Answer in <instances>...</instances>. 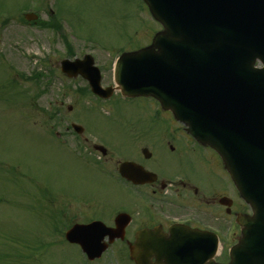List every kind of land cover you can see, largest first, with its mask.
<instances>
[{"label":"rangeland","instance_id":"1","mask_svg":"<svg viewBox=\"0 0 264 264\" xmlns=\"http://www.w3.org/2000/svg\"><path fill=\"white\" fill-rule=\"evenodd\" d=\"M37 1L0 0V91L6 92L4 97L7 99L0 98V162L4 163L0 164V256L7 259L1 260L0 264L60 261L75 264L83 260L80 250L65 242L58 244L61 238L50 234L47 217L39 213L43 211L38 200L46 192L47 202L56 211L61 207L71 208L72 211L83 210L82 205L93 208L90 201L100 199L108 187L98 169L84 165L70 152L74 150L71 146L65 148L60 141L49 136L47 103L42 93L47 81H57L56 90L73 89L72 96L66 98L65 106L76 108L71 114L64 109L66 120L73 119L77 108L82 107H92L94 115H98L94 117L98 124L102 121L101 114L108 116L105 119H109V124L101 123L104 127L121 128L129 121L136 122L147 115L152 121L157 117H152V112H149V98L117 105L121 113L118 114L110 110L111 104L118 102L117 99L112 100L110 105H99L84 96L80 97L73 81L84 80L68 79L59 69V62L68 55L63 39L20 20L23 16L20 9L29 8ZM40 5L39 0L35 9L43 13ZM68 6L72 9L67 13L72 27L68 23L69 28L63 35L68 37L75 55H97L105 83L113 81L111 67L118 57L117 52L129 50L128 45H133L127 39L130 38L128 30L133 27L135 30L147 29V34L142 36L144 44L159 31H154L156 25L149 15L134 12L132 0H74ZM30 9L35 12L33 7ZM40 73L46 77L40 81L41 86H36L35 81L30 79ZM23 76L30 79L25 80ZM12 80L19 84V91L25 92L24 99L19 95L8 96L9 92L5 90ZM60 81H66L67 86ZM168 124L179 125L175 122ZM220 180L218 174L212 178L214 183ZM17 239L20 240L15 243ZM21 241L33 246L57 244L47 248V251L43 248L33 257L28 247L23 249L19 245ZM20 252L21 256L16 261L8 257L13 255L17 258Z\"/></svg>","mask_w":264,"mask_h":264},{"label":"water","instance_id":"2","mask_svg":"<svg viewBox=\"0 0 264 264\" xmlns=\"http://www.w3.org/2000/svg\"><path fill=\"white\" fill-rule=\"evenodd\" d=\"M145 1L164 30L150 46L119 58L118 88L124 96L156 98L198 142L219 153L253 210L239 218L242 235L229 264H264V68H255L257 60L264 64V0ZM87 57L62 61V71L82 75L109 98L112 89L101 88L100 71ZM217 249L210 234L205 264H218Z\"/></svg>","mask_w":264,"mask_h":264},{"label":"flooded vegetation","instance_id":"3","mask_svg":"<svg viewBox=\"0 0 264 264\" xmlns=\"http://www.w3.org/2000/svg\"><path fill=\"white\" fill-rule=\"evenodd\" d=\"M72 1L54 0L53 8L46 12V20L60 17L62 28L63 23L68 26L67 13L72 11L68 3ZM132 6L134 12L147 14L141 0H133ZM134 30H128V37L135 39L131 50L148 45L142 43L146 29ZM65 82L60 81L67 86ZM73 82L77 94L91 102L110 105L117 99L110 110L118 114L121 113L117 105L134 102L119 92L104 100L91 92L87 81ZM55 84L57 81H50L44 93L50 136L71 146L84 165L98 169L108 187L100 199L91 201L93 208L87 206L82 212H70L69 216L61 211L59 224L64 221L71 222V226L103 224L92 229L85 239L88 249L96 253L95 258H89L80 245L65 241L82 254L83 260L75 264H167L168 251L172 254L173 245L179 240L188 242L187 238L178 236L202 235L203 239H199L202 246L206 243L205 232L213 231L224 241L227 231L234 229V238H237L240 233L237 218L244 212V204L221 158L196 142L184 126L169 125V122L178 123L157 101L150 99L149 112L152 117L156 115L155 121L147 115L139 121H129L125 127H104L101 123L108 125L109 119L101 115L102 121L98 124L94 118L98 115H94L92 107H82L77 108L68 125L63 113L65 108L69 114L76 108L65 106L73 89L56 90ZM74 123L82 125L84 131L76 134L70 129ZM125 162L140 166L148 174L123 177L120 167ZM216 174L221 177L218 183L212 181ZM59 264L68 263L60 261Z\"/></svg>","mask_w":264,"mask_h":264},{"label":"trees","instance_id":"4","mask_svg":"<svg viewBox=\"0 0 264 264\" xmlns=\"http://www.w3.org/2000/svg\"><path fill=\"white\" fill-rule=\"evenodd\" d=\"M13 83V82H12ZM0 98H5V97H0Z\"/></svg>","mask_w":264,"mask_h":264}]
</instances>
